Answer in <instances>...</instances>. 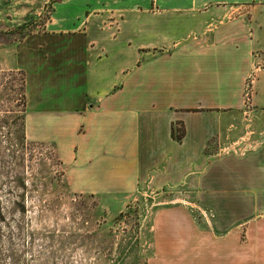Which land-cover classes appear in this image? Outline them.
<instances>
[{
    "label": "crops",
    "instance_id": "obj_1",
    "mask_svg": "<svg viewBox=\"0 0 264 264\" xmlns=\"http://www.w3.org/2000/svg\"><path fill=\"white\" fill-rule=\"evenodd\" d=\"M263 60L264 0H56L18 45L28 134L75 192L183 196L160 264H264Z\"/></svg>",
    "mask_w": 264,
    "mask_h": 264
},
{
    "label": "rangeland",
    "instance_id": "obj_2",
    "mask_svg": "<svg viewBox=\"0 0 264 264\" xmlns=\"http://www.w3.org/2000/svg\"><path fill=\"white\" fill-rule=\"evenodd\" d=\"M54 1L0 0V264H160L183 196L146 182L75 192L53 145L28 134L18 45L47 28Z\"/></svg>",
    "mask_w": 264,
    "mask_h": 264
},
{
    "label": "built area",
    "instance_id": "obj_3",
    "mask_svg": "<svg viewBox=\"0 0 264 264\" xmlns=\"http://www.w3.org/2000/svg\"><path fill=\"white\" fill-rule=\"evenodd\" d=\"M263 62H264V60H263ZM262 63H259L256 67L257 68H259V66L261 65ZM254 74L255 73H252L250 76H249V78H248V80H247V91H246V98H247V101L249 100V95H250V91H251V89H252V86H253V80H254ZM243 141H245V139H241V141H237V142H235V143H233V145L231 146V149H230V147H228L226 150L228 151V150H237V151H242V149H241V145H242V143H243Z\"/></svg>",
    "mask_w": 264,
    "mask_h": 264
},
{
    "label": "trees",
    "instance_id": "obj_4",
    "mask_svg": "<svg viewBox=\"0 0 264 264\" xmlns=\"http://www.w3.org/2000/svg\"><path fill=\"white\" fill-rule=\"evenodd\" d=\"M1 187V186H0ZM2 203L0 202V213H2V211L4 210L3 209V206L1 205Z\"/></svg>",
    "mask_w": 264,
    "mask_h": 264
}]
</instances>
